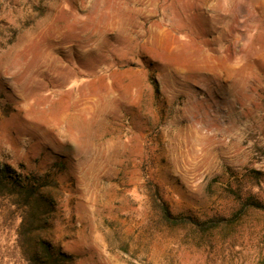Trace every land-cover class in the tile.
I'll return each instance as SVG.
<instances>
[{
    "label": "rangeland",
    "instance_id": "1",
    "mask_svg": "<svg viewBox=\"0 0 264 264\" xmlns=\"http://www.w3.org/2000/svg\"><path fill=\"white\" fill-rule=\"evenodd\" d=\"M3 167L0 264H264V0H0Z\"/></svg>",
    "mask_w": 264,
    "mask_h": 264
},
{
    "label": "trees",
    "instance_id": "2",
    "mask_svg": "<svg viewBox=\"0 0 264 264\" xmlns=\"http://www.w3.org/2000/svg\"><path fill=\"white\" fill-rule=\"evenodd\" d=\"M43 187L42 184L38 182V180L34 177L31 179H26L22 177L21 175H15V173L11 172L6 167L0 168V193H3L4 191H9L13 194H16L18 197H20L17 202H14L13 205H21L22 203H25V206H31L34 202L36 196L40 195L39 191ZM152 203L157 207L159 210L162 219L172 226H178V225H184V224H192L200 229H212L215 226H217L220 223L224 222H230L232 223L234 219L230 220H209L206 222H197L191 218H178L173 216L169 209L167 204L162 200V198L159 195V192L157 188H154L152 191ZM246 206H252L256 209H264V206L261 204L254 202L251 199H248L246 201ZM243 211V210H242ZM32 213V212H31ZM30 213V214H31ZM35 214V212H34ZM21 220L19 223V226L17 228V243L19 249L22 250L23 255L24 253H30V248L32 249L31 243L34 241L32 239L33 232L37 231L38 228L34 225L33 221H31L27 225L26 221V215L20 216ZM37 243V242H35ZM43 250V248H42ZM32 262H35V258H31Z\"/></svg>",
    "mask_w": 264,
    "mask_h": 264
}]
</instances>
